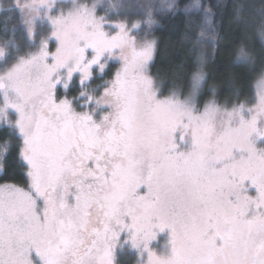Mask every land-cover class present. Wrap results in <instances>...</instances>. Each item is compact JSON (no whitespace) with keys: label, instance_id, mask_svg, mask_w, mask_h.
<instances>
[{"label":"snow or ice","instance_id":"6c2138e0","mask_svg":"<svg viewBox=\"0 0 264 264\" xmlns=\"http://www.w3.org/2000/svg\"><path fill=\"white\" fill-rule=\"evenodd\" d=\"M58 2L0 5L19 13L35 49L0 44V131L19 141L28 180L0 185V264H117L124 249L138 264H264V72L250 107H197L200 63L188 96L161 98L154 40L97 16L96 3L69 0L53 16ZM41 19L50 35L36 31ZM257 31L264 41V22ZM253 59L241 44L236 61ZM110 62L121 65L113 79L90 88ZM74 74L79 95L62 98ZM11 148L6 138L0 157Z\"/></svg>","mask_w":264,"mask_h":264},{"label":"trees","instance_id":"16d2710c","mask_svg":"<svg viewBox=\"0 0 264 264\" xmlns=\"http://www.w3.org/2000/svg\"><path fill=\"white\" fill-rule=\"evenodd\" d=\"M190 1L177 0L174 8L157 16L153 27L156 49L149 69L159 91L188 92L198 57L205 54L199 105L209 96L226 103L252 100L255 77L264 69V41L257 31L264 22V0H198L202 4L200 10L188 16L184 8ZM241 44L253 55L251 63L236 61ZM6 138L12 148L6 157H0V182L27 185V168L17 148L19 141L0 131V143ZM118 264H122L120 260Z\"/></svg>","mask_w":264,"mask_h":264},{"label":"rangeland","instance_id":"374dc122","mask_svg":"<svg viewBox=\"0 0 264 264\" xmlns=\"http://www.w3.org/2000/svg\"><path fill=\"white\" fill-rule=\"evenodd\" d=\"M13 2L14 0H0V5H3L4 8H7V6ZM21 2H23V0H21ZM80 2L86 3L89 6H91L93 3H96L97 16H104L106 15L107 12V14L111 16V20H110L111 24L115 25L116 23H120V22L127 24L130 33L132 35H135L138 39L146 38L149 40H154L155 49H156V37L152 30L153 27L157 25V16L161 14L163 15L164 13L174 8L177 4V0H80ZM110 4H118L119 7L117 9L108 11V6ZM201 5L202 4L200 3V1L192 0L187 4V6H185L184 11L187 13L188 16H191L192 14L200 10ZM70 6L71 5L69 0H63V3L58 2L56 5V11L53 12L52 15L53 16L58 15L60 9H63L65 12H67ZM203 10L206 11V8L203 7ZM44 15L46 17L48 14L45 13ZM133 25H137V28L135 30H133L132 28ZM36 31L41 36L50 35L51 27L47 23L46 19H41L36 22ZM6 39L13 40L15 44L19 46V48L21 49V51L18 53L19 55H23L27 51H35L34 48L29 47V38L27 37L24 31V26L21 23L20 15L17 12L0 11V44H2ZM38 42H39V38L37 39V43ZM202 48L200 49L201 51ZM49 49L51 51H55L54 40L49 42ZM154 53H153V57H154ZM206 56L207 55L202 54L201 56L198 57V63L201 64L203 72H204V64L206 62ZM12 62L14 61L12 60L9 61V63ZM110 64H111L110 71L108 74L103 75L102 80L95 78L101 75L98 70L95 72V75L93 76V80L88 82L90 88L94 89L98 84H102L105 81H110L113 79L114 71L119 69L121 65L115 62H110ZM4 66L7 65L0 64V67H4ZM261 72H264V69H262ZM261 72L255 77L254 80L255 95L258 87V81L260 80ZM149 73L154 79L150 69H149ZM80 87L81 86L79 83V76L78 74H74L73 80L69 83V87L67 90H65L62 85L58 86V94L62 98L63 96L66 95L69 99H72L74 96L79 95ZM102 91L103 90L101 89L100 92L102 93ZM173 91H175L178 94L180 99H184L186 96L189 95L191 88L188 92L184 94L180 93L176 89H173L166 93H161L159 91V94L161 95V98H163L164 96L170 95ZM200 91L201 88L194 97V103L196 104L197 107L201 109L203 108L204 103L209 100H215L217 104L221 106H227L229 108H231V106L236 103H246L247 106L250 107L252 106V102L254 101L253 98L252 100H241V101L226 103V102H219L213 96H209L202 101L203 103L201 102L202 104L199 105V103H197V100ZM77 110L79 111L80 109L78 108ZM104 114H105L104 112L100 113V115H104ZM0 185H16L22 188H27V185H21L13 182H0ZM249 194L255 195L254 190H250ZM164 244H165V239L163 237V234L161 233L160 236L157 237V241L153 242L152 245L153 251H157V252L161 251ZM139 259L140 258L138 257V255L134 254L130 249L121 250L116 254L117 264H118V260H120V263L122 264H138ZM144 259L146 264L147 258L145 257Z\"/></svg>","mask_w":264,"mask_h":264}]
</instances>
